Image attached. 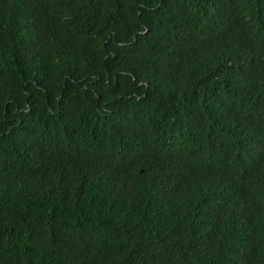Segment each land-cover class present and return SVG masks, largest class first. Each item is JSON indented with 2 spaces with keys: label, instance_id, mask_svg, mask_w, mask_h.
Returning <instances> with one entry per match:
<instances>
[{
  "label": "trees",
  "instance_id": "16d2710c",
  "mask_svg": "<svg viewBox=\"0 0 264 264\" xmlns=\"http://www.w3.org/2000/svg\"><path fill=\"white\" fill-rule=\"evenodd\" d=\"M0 264H264V0H0Z\"/></svg>",
  "mask_w": 264,
  "mask_h": 264
}]
</instances>
